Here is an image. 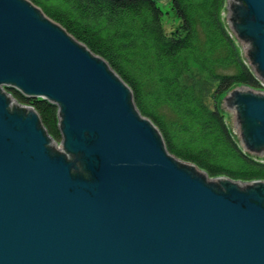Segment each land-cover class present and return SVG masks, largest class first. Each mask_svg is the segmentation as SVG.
<instances>
[{"label":"water","instance_id":"obj_1","mask_svg":"<svg viewBox=\"0 0 264 264\" xmlns=\"http://www.w3.org/2000/svg\"><path fill=\"white\" fill-rule=\"evenodd\" d=\"M225 18L264 83V0H228ZM7 89L55 104L62 141ZM220 107L264 158V90ZM0 264H264V181L171 154L103 57L30 0H0Z\"/></svg>","mask_w":264,"mask_h":264},{"label":"trees","instance_id":"obj_2","mask_svg":"<svg viewBox=\"0 0 264 264\" xmlns=\"http://www.w3.org/2000/svg\"><path fill=\"white\" fill-rule=\"evenodd\" d=\"M30 1L109 63L171 154L213 178L264 181V158L243 149L220 107L235 87L264 89L229 30L228 0H171L178 24L170 32L159 0ZM7 91L62 141L55 104Z\"/></svg>","mask_w":264,"mask_h":264},{"label":"rangeland","instance_id":"obj_3","mask_svg":"<svg viewBox=\"0 0 264 264\" xmlns=\"http://www.w3.org/2000/svg\"><path fill=\"white\" fill-rule=\"evenodd\" d=\"M160 4V3H159ZM160 6L162 7V5L160 4ZM162 9L165 11V18H164V21H165V25H166V28L167 30L170 32L172 30H174V28L176 27V25L178 24V20L175 19L174 17V14L173 12L171 11V6H169L168 9H165L164 7H162ZM261 80V79H260ZM263 83V82H262ZM263 86H264V83H263ZM264 90V89H263ZM226 117L228 116L227 113H225ZM60 149L62 151L63 150V147L62 145L59 146Z\"/></svg>","mask_w":264,"mask_h":264}]
</instances>
